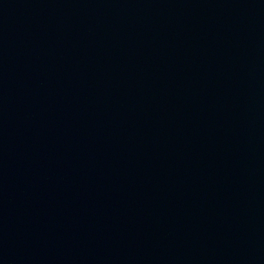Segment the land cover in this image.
I'll list each match as a JSON object with an SVG mask.
<instances>
[{
    "label": "water",
    "instance_id": "95a60500",
    "mask_svg": "<svg viewBox=\"0 0 264 264\" xmlns=\"http://www.w3.org/2000/svg\"><path fill=\"white\" fill-rule=\"evenodd\" d=\"M0 264H264V0H0Z\"/></svg>",
    "mask_w": 264,
    "mask_h": 264
}]
</instances>
